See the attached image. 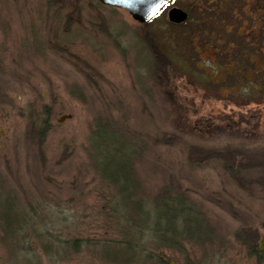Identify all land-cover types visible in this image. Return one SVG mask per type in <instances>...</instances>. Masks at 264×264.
<instances>
[{
    "label": "rangeland",
    "instance_id": "rangeland-1",
    "mask_svg": "<svg viewBox=\"0 0 264 264\" xmlns=\"http://www.w3.org/2000/svg\"><path fill=\"white\" fill-rule=\"evenodd\" d=\"M171 6L189 20L170 23ZM263 39L264 0H172L145 24L97 0H0L1 192L35 206L36 233L113 237L85 151L109 122L133 147L136 196L179 197L207 225L203 243L164 250L169 264H264ZM2 237L0 264H101L92 243L72 253L33 233L23 255Z\"/></svg>",
    "mask_w": 264,
    "mask_h": 264
},
{
    "label": "trees",
    "instance_id": "trees-1",
    "mask_svg": "<svg viewBox=\"0 0 264 264\" xmlns=\"http://www.w3.org/2000/svg\"><path fill=\"white\" fill-rule=\"evenodd\" d=\"M186 11L188 18L184 23L190 18V10L186 9ZM250 86L249 83V91L250 89L252 91L253 88ZM43 114V117L34 119L35 123H39L37 125L40 126V132L48 125L46 117L48 112ZM205 124L207 123L202 121L199 128L210 127ZM132 148L127 139L117 134L109 122L95 123L87 139L85 151L94 161L100 185L107 189L104 194L105 206L108 207L110 213L106 214V218L117 217L112 220V229L115 233L113 237L107 238L106 235H101L97 239L90 240L74 237L62 239L51 234L50 229L46 227L44 231L36 233L34 228L37 222L32 220L36 218L35 206H31L33 210L31 207L26 208L25 211L17 210L13 200L0 190L2 238H11L8 241L14 240L16 247L19 243L22 246L23 255L26 251L22 250L31 247L30 236L33 233L37 237L51 235L48 241L51 248L54 246L59 249L64 246L67 252L72 253H76L85 242L92 243L97 247V255L101 264H169L170 258L164 253L165 249H181L185 242L203 243L207 240L210 236L205 232L207 225L202 223L203 219H199L197 211L191 205L182 202L179 197H169L155 206L149 203V200L146 201L136 196L139 185L132 163L134 158ZM158 209L162 210L163 214L156 211ZM38 222L40 223V220ZM27 229L31 230L29 234ZM146 233H148L149 240L145 239ZM245 246L250 256H257L253 241L247 242ZM43 248L45 253L49 252L47 245ZM185 258L184 264H192L188 256Z\"/></svg>",
    "mask_w": 264,
    "mask_h": 264
},
{
    "label": "water",
    "instance_id": "water-1",
    "mask_svg": "<svg viewBox=\"0 0 264 264\" xmlns=\"http://www.w3.org/2000/svg\"><path fill=\"white\" fill-rule=\"evenodd\" d=\"M99 3L125 9L128 14L131 16L133 20L138 23L145 24L150 21L153 17H155L160 10L167 4H169L172 0H97ZM167 20L170 23H182L187 17L188 13L182 8L171 6L167 10ZM66 115L61 117L60 121H62ZM264 243L261 240V244ZM260 249L263 250L264 247L260 246ZM170 264H174V262H170Z\"/></svg>",
    "mask_w": 264,
    "mask_h": 264
},
{
    "label": "flooded vegetation",
    "instance_id": "flooded-vegetation-1",
    "mask_svg": "<svg viewBox=\"0 0 264 264\" xmlns=\"http://www.w3.org/2000/svg\"><path fill=\"white\" fill-rule=\"evenodd\" d=\"M259 34V29L252 32V35L254 37H258ZM260 45H254L253 47L255 48L252 51V54H254V56H256V58H258L260 61L264 62V39L263 41H260L259 43Z\"/></svg>",
    "mask_w": 264,
    "mask_h": 264
}]
</instances>
